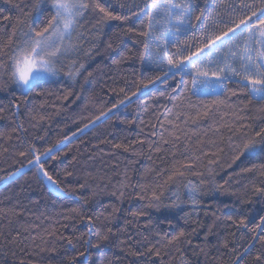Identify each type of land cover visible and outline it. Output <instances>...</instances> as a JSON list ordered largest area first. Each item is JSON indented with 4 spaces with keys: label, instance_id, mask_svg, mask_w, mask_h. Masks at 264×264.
<instances>
[{
    "label": "trees",
    "instance_id": "16d2710c",
    "mask_svg": "<svg viewBox=\"0 0 264 264\" xmlns=\"http://www.w3.org/2000/svg\"><path fill=\"white\" fill-rule=\"evenodd\" d=\"M38 2L0 0V40L7 41L13 31L17 36L21 30L27 31L38 16L44 19L35 10ZM160 2L161 8L153 15L159 21L156 32L162 44L168 24L163 0ZM193 2L197 12L205 10L202 20L194 22L198 29L214 8L223 24L228 20L226 5L238 0ZM134 3L142 11L133 7L137 15L127 22L110 21L102 26L87 14L77 29L80 36L72 37L80 51L63 58L56 65L58 74L40 82L26 100L17 85L0 87V105H8L13 93L21 104L18 111L6 108L0 114V177L21 169L16 176L0 180V264H81L83 258L77 252L84 251V240L89 238V215L94 220V244L107 228L115 231L130 221L126 232L100 245L102 251L93 250L94 264H181L182 259L189 264H236V253L249 246L251 234L242 233L228 218L235 220L248 212L251 227L264 215V196L254 194L256 187H264V168L260 167L264 165V145H257L255 157L240 155L244 143L256 138V131L264 127V102L250 100L231 81L226 82L227 91L221 88L197 94L187 91L183 83L187 76L148 84L161 76L146 59L141 60L147 55L145 44L151 45V38L142 35L147 31L151 0ZM40 8L50 19V8ZM121 14L129 15L127 11ZM194 34L198 36L199 31ZM73 60L87 68L75 81L66 76ZM137 88L143 91L137 92ZM113 105H118L114 114L101 116ZM58 142L67 147L45 157V169L63 191L53 189L28 164L30 145L44 152ZM22 152L26 155L21 156ZM186 164L193 167L181 168ZM173 171L184 175L169 180ZM125 175L127 186L120 200L118 193H110L117 191ZM82 184L87 186L81 188ZM192 185L198 189V206L189 199ZM152 190L160 195L159 207H150L148 199L139 198L150 197ZM173 202L180 206L170 207ZM105 205H114L119 211ZM141 209L147 211L146 216L131 215ZM181 229L191 244L182 240L179 245H168L167 240ZM68 238L74 248L68 245ZM120 240L127 243L120 245ZM149 244H157L160 257L146 254ZM259 249V243L252 244L250 255L241 264H251Z\"/></svg>",
    "mask_w": 264,
    "mask_h": 264
},
{
    "label": "snow or ice",
    "instance_id": "6c2138e0",
    "mask_svg": "<svg viewBox=\"0 0 264 264\" xmlns=\"http://www.w3.org/2000/svg\"><path fill=\"white\" fill-rule=\"evenodd\" d=\"M7 2L12 3V0H7ZM40 5L50 8V19L47 11L42 10ZM15 7H19V5H15ZM133 7L138 9L134 0L132 3H129V0H39L35 10L39 11L44 19H40L38 16L29 24L27 31L21 30L18 36L13 31L7 41L0 40V87H4L8 83L15 84L18 86L20 96L26 100L40 82L58 74L59 70L56 65L63 58H67L73 52L80 51L77 45L72 43V37L74 34L77 37L80 36L77 29L80 27V21L87 14L95 16L97 23L103 26L110 21L127 22L131 16L137 15V12L132 11ZM160 8V0H151L147 31L142 33L143 36L151 38V45L145 44L147 55L142 56L141 60L146 59L149 64L161 72V76H156L155 80H149L148 84H155L157 81L166 83L169 79L175 80L177 76H187L188 79L183 81L187 91L197 94V90L201 89V86L207 87L213 83L227 91L226 82L231 81L239 85L247 93L250 100H255L258 103L264 102V0H258V2L257 0H238V2L227 4L228 20L223 24L218 19L220 13L214 8L212 12L208 13L207 18L198 29L194 22L202 20L205 15L204 9L197 12L193 0H163V10L167 17L168 26L164 30L166 38L162 44L161 37L156 32V25L159 24V21L153 15V12ZM125 11L129 15L121 14ZM138 11L142 10L138 9ZM0 12H3V9H0ZM4 19H8V17H4ZM128 30L135 31L132 28ZM195 31H199L198 36L194 34ZM150 46L151 51H149ZM107 47L111 49V43ZM90 51L91 49H89ZM114 62L119 63V61ZM85 72H87L85 64L73 60L66 76L75 81ZM88 75L90 76L91 73ZM147 86V84L144 85V87ZM139 91L140 88H137V92ZM136 94L133 92L132 96H136ZM69 95H73V93L69 92ZM232 95H236V93L233 92ZM125 99H129V97ZM123 103L124 101L120 102V104ZM20 107L21 104L13 93L8 105H0V114L4 113L6 108H14L18 111ZM113 109H118V105H113L112 109H108L107 114L101 113V116L114 114ZM199 114L197 112V115ZM204 114L206 115L207 112ZM99 119L100 117H97L96 121ZM90 123H94V121H90ZM84 127L87 128L88 125ZM78 131H83V129H78ZM255 137L259 139L253 138L244 143L240 155L249 157L257 155V145H264V127L256 131ZM65 139L69 138L65 137ZM62 147H67V145H61L58 142L57 145L46 149L44 152H40L35 145H30L28 149V154L32 156V159L28 160V164L32 165L36 169L37 175L47 180L56 191H63V189L60 188V182L45 169V163H47L45 157H48L53 151H61ZM20 155L25 156L26 153L22 152ZM192 167L191 164L181 165V168L184 169H191ZM260 167L264 168V165ZM245 171H251V169H245ZM20 172L21 169H17L16 172L0 177V180H7ZM65 175L71 176L72 174L65 173ZM183 175V171H173L168 179L172 180L174 177ZM126 181L127 176L125 175L124 181H121L117 186V191L110 193V195L117 196L118 193V198L122 200L125 195L122 189L127 186ZM189 184L191 185V182ZM86 186V184H82L80 187ZM140 188L142 191H146L144 185H140ZM197 192L198 189L195 185L189 188V199L193 206L199 204L196 198ZM254 194L264 196V187H256ZM139 198L141 200L148 199L150 207H159L160 195L157 194L156 190H152L150 197L141 195ZM246 202L241 201L242 204ZM87 203L88 201L85 200L84 204ZM179 206V203L176 202L170 205V207ZM104 207H111L113 212L119 211L114 205H105ZM131 215L134 218L142 217L147 215V211L141 209L132 212ZM228 219L242 233L251 234L249 246L245 247L242 253H236V264H241L250 255V248L254 243H259L260 249L252 257L251 264H264V215L259 216L260 223L252 224L251 227H249L251 221L248 218V212H243L238 219L233 220L232 217ZM129 223L130 221L126 220L124 228H118L115 231L111 227L107 228L106 232H102L98 236L97 242L94 244V220L91 215L87 216L86 226L89 238L84 240V251L77 252V256L83 258L81 264H94L91 260L93 250L102 251L100 245L110 243L111 238L126 232ZM168 223L171 224L172 222L168 221ZM156 235L160 236V233L157 232ZM144 240L147 241L148 237H144ZM182 240L191 244L183 229L171 236L167 240V244L179 245ZM67 243L74 248L71 238H68ZM125 243L127 241H119L120 245ZM176 250L183 255L179 247ZM232 251L236 252V249H232ZM134 254L137 256L145 255L141 252ZM146 254L160 257L161 251L157 244H149ZM71 259L75 261L76 257ZM20 264H24V261H21ZM108 264H111V261ZM181 264H189V262L182 259Z\"/></svg>",
    "mask_w": 264,
    "mask_h": 264
},
{
    "label": "rangeland",
    "instance_id": "374dc122",
    "mask_svg": "<svg viewBox=\"0 0 264 264\" xmlns=\"http://www.w3.org/2000/svg\"><path fill=\"white\" fill-rule=\"evenodd\" d=\"M73 43V42H72ZM76 54V52H73L72 53V55L74 56ZM52 77H54V76H50V77H48V78H52ZM222 87H220V86H218V85H216V84H211V85H209L208 86V88H205V89H203V88H201V89H199V90H197V92L198 93H207V92H214V91H218V90H220ZM141 91H143V89L141 90ZM140 91V92H141Z\"/></svg>",
    "mask_w": 264,
    "mask_h": 264
}]
</instances>
